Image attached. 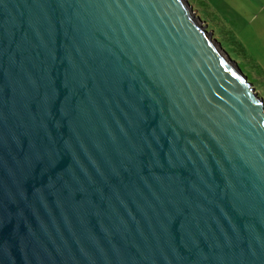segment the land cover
Returning <instances> with one entry per match:
<instances>
[{
	"label": "water",
	"instance_id": "water-1",
	"mask_svg": "<svg viewBox=\"0 0 264 264\" xmlns=\"http://www.w3.org/2000/svg\"><path fill=\"white\" fill-rule=\"evenodd\" d=\"M187 0H0V264H264V100Z\"/></svg>",
	"mask_w": 264,
	"mask_h": 264
},
{
	"label": "rangeland",
	"instance_id": "rangeland-1",
	"mask_svg": "<svg viewBox=\"0 0 264 264\" xmlns=\"http://www.w3.org/2000/svg\"><path fill=\"white\" fill-rule=\"evenodd\" d=\"M187 1L211 37L217 41L221 38L230 58L238 68L241 64L247 80L264 100V11L259 9L263 0Z\"/></svg>",
	"mask_w": 264,
	"mask_h": 264
},
{
	"label": "trees",
	"instance_id": "trees-1",
	"mask_svg": "<svg viewBox=\"0 0 264 264\" xmlns=\"http://www.w3.org/2000/svg\"><path fill=\"white\" fill-rule=\"evenodd\" d=\"M200 20L202 21V23H203V19H201L200 18ZM218 42L221 44V47L229 54V49L225 46V45H223V41L221 40V38L218 40ZM237 44V43H236ZM238 45V44H237ZM239 48H240V51L241 52H239L240 53V55H242V51H243V49L241 48V46H239ZM230 56V55H229ZM238 57V56H237ZM239 68L241 69V71L243 72V74L245 75V73H244V71H243V69H242V67H241V64L239 63ZM246 76V75H245Z\"/></svg>",
	"mask_w": 264,
	"mask_h": 264
},
{
	"label": "crops",
	"instance_id": "crops-1",
	"mask_svg": "<svg viewBox=\"0 0 264 264\" xmlns=\"http://www.w3.org/2000/svg\"><path fill=\"white\" fill-rule=\"evenodd\" d=\"M248 1H250V2L258 1V2H260V0H248ZM262 2L263 3L259 7L260 11H264V0Z\"/></svg>",
	"mask_w": 264,
	"mask_h": 264
}]
</instances>
